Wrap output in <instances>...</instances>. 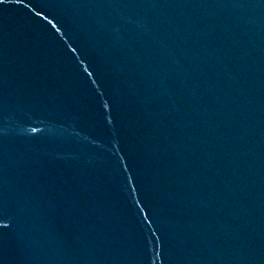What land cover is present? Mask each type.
<instances>
[{
	"label": "water",
	"instance_id": "1",
	"mask_svg": "<svg viewBox=\"0 0 264 264\" xmlns=\"http://www.w3.org/2000/svg\"><path fill=\"white\" fill-rule=\"evenodd\" d=\"M0 264H264V0L0 5Z\"/></svg>",
	"mask_w": 264,
	"mask_h": 264
},
{
	"label": "snow or ice",
	"instance_id": "2",
	"mask_svg": "<svg viewBox=\"0 0 264 264\" xmlns=\"http://www.w3.org/2000/svg\"><path fill=\"white\" fill-rule=\"evenodd\" d=\"M6 0H0V5L4 4Z\"/></svg>",
	"mask_w": 264,
	"mask_h": 264
}]
</instances>
